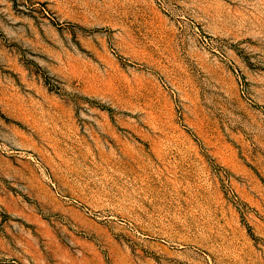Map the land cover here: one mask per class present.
Segmentation results:
<instances>
[{
    "label": "rangeland",
    "instance_id": "374dc122",
    "mask_svg": "<svg viewBox=\"0 0 264 264\" xmlns=\"http://www.w3.org/2000/svg\"><path fill=\"white\" fill-rule=\"evenodd\" d=\"M0 264H264V0H0Z\"/></svg>",
    "mask_w": 264,
    "mask_h": 264
}]
</instances>
